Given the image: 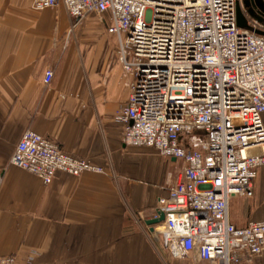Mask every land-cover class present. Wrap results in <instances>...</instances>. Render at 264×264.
<instances>
[{"label":"built area","instance_id":"built-area-1","mask_svg":"<svg viewBox=\"0 0 264 264\" xmlns=\"http://www.w3.org/2000/svg\"><path fill=\"white\" fill-rule=\"evenodd\" d=\"M241 4L247 25H238ZM63 4L76 24L107 16L130 94L117 118L124 143L182 159L185 167L151 218L153 235L175 258L253 264L264 250V219L237 226L235 196L252 197L264 165V31L244 0H33L36 10ZM264 16V15H263ZM54 71L48 69L49 85ZM262 144L263 148L250 147ZM10 163L50 184L57 173H104L90 158L34 130L23 132ZM150 227V226H149ZM0 264H20L16 254Z\"/></svg>","mask_w":264,"mask_h":264},{"label":"crops","instance_id":"crops-1","mask_svg":"<svg viewBox=\"0 0 264 264\" xmlns=\"http://www.w3.org/2000/svg\"><path fill=\"white\" fill-rule=\"evenodd\" d=\"M32 1L0 0V255L16 254L21 264H211L168 257L146 223L186 164L124 143L117 115L131 78L107 16L76 24L63 4L36 10ZM27 129L104 173H57L45 184L10 163ZM253 189L230 201L237 226L264 219V165ZM253 264H264V250Z\"/></svg>","mask_w":264,"mask_h":264},{"label":"water","instance_id":"water-1","mask_svg":"<svg viewBox=\"0 0 264 264\" xmlns=\"http://www.w3.org/2000/svg\"><path fill=\"white\" fill-rule=\"evenodd\" d=\"M244 6L246 8V11H248V13L254 16V11L252 10V5L250 3H248L246 0H244ZM237 19H238V25L241 27H247V21H246V16L244 14V11L242 9V6L240 3H238L237 6ZM262 21H264V16L262 17ZM260 34H264V31H258ZM164 213H160V216L158 218H151L149 220L146 221V223L150 226V229L153 231L154 230V225L159 224L160 222H162L164 220Z\"/></svg>","mask_w":264,"mask_h":264},{"label":"rangeland","instance_id":"rangeland-1","mask_svg":"<svg viewBox=\"0 0 264 264\" xmlns=\"http://www.w3.org/2000/svg\"><path fill=\"white\" fill-rule=\"evenodd\" d=\"M246 1L252 5V10L254 11L255 18L257 20L261 21L260 23L264 27V21H262V17L264 15V0H246ZM247 27H251V25H247ZM167 254H168V257L171 256L168 252H167ZM191 259H192V261H195V262L197 261L194 258H191ZM177 260L186 261L187 259H177ZM31 261H32V258H30L29 262H31ZM201 264H203V263H201Z\"/></svg>","mask_w":264,"mask_h":264},{"label":"bare ground","instance_id":"bare-ground-1","mask_svg":"<svg viewBox=\"0 0 264 264\" xmlns=\"http://www.w3.org/2000/svg\"><path fill=\"white\" fill-rule=\"evenodd\" d=\"M255 148H263V145L262 144H259V145H256V147H250L249 149L250 150H255Z\"/></svg>","mask_w":264,"mask_h":264}]
</instances>
